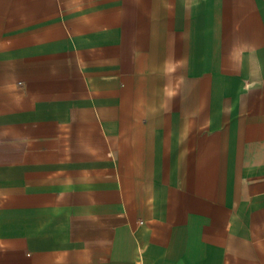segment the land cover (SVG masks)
Returning <instances> with one entry per match:
<instances>
[{"label":"crops","instance_id":"0c3cea01","mask_svg":"<svg viewBox=\"0 0 264 264\" xmlns=\"http://www.w3.org/2000/svg\"><path fill=\"white\" fill-rule=\"evenodd\" d=\"M0 264H264V0H0Z\"/></svg>","mask_w":264,"mask_h":264}]
</instances>
